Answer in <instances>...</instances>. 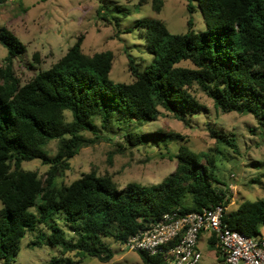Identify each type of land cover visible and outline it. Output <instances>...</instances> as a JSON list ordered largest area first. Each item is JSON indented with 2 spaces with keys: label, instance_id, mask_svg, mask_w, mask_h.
<instances>
[{
  "label": "trees",
  "instance_id": "16d2710c",
  "mask_svg": "<svg viewBox=\"0 0 264 264\" xmlns=\"http://www.w3.org/2000/svg\"><path fill=\"white\" fill-rule=\"evenodd\" d=\"M187 1L188 12L201 10L204 30L175 34L158 18L136 20L134 29L145 31L152 59L141 68L130 56L135 77L131 83L111 78L112 51L87 55L81 39L58 62L24 83L14 73V61L24 54L25 46L8 28L0 27V43L7 48L0 67V259L4 264L16 261L26 233L38 223L49 225L50 233H39L37 238L46 237L61 247L63 256L76 252L108 262L114 256L108 238L121 245L172 209L200 211L229 202L224 201L228 189L216 184L220 181L214 167L201 164V154L184 145L175 155L176 170L158 184L130 182L120 188L110 175L91 171L69 185L56 186L69 160L95 141L82 132L99 137L95 118L105 132L122 130L131 146L151 139L170 140L172 134L137 129L157 119L160 107L181 120L204 111L188 91L195 82L216 108L252 114L264 129V0ZM104 8L114 19L124 13L121 8ZM187 60L195 67L178 65ZM66 111L71 112V121L66 120ZM133 123L139 124L131 127ZM212 134L217 142L236 148L233 138L215 129ZM54 139L59 140V150L51 157L46 146ZM34 159L50 164L43 182L35 171L22 166ZM187 196L190 204L185 202ZM224 221L245 233H258L264 225V199L244 201ZM215 240L210 241L213 247ZM140 255L146 264H162L158 256ZM69 259L54 258L52 264H75Z\"/></svg>",
  "mask_w": 264,
  "mask_h": 264
},
{
  "label": "rangeland",
  "instance_id": "374dc122",
  "mask_svg": "<svg viewBox=\"0 0 264 264\" xmlns=\"http://www.w3.org/2000/svg\"><path fill=\"white\" fill-rule=\"evenodd\" d=\"M187 4V0H0V27L8 28L25 46L24 54L14 61V73L24 83L40 70L58 62L79 39L82 51L87 55L112 51L111 78L131 83L135 77L130 70V56L141 68L152 59L144 38L145 31L134 29L136 20L158 18L175 34L189 29L204 30L206 22L201 10L195 8L190 13ZM105 6L115 11L121 8L124 13H120L119 19H114L111 13L104 12ZM190 17L192 23L188 25ZM6 55L7 48L0 43V67L4 66ZM178 65L195 67L188 60ZM2 83L0 77V85ZM188 91L205 107L204 111L181 120L160 107L157 119L143 122L137 129L145 133L172 134L168 141L151 139L145 144L131 146L125 142L122 130L114 128L112 132H105L100 120L95 118L99 137L91 131L82 132L86 138L95 141L82 146L69 160L70 166L57 177L56 186L69 185L91 171L100 176L110 175L120 188H125L130 182L158 184L176 170L178 159L175 155L184 145L201 154V164L214 167L220 181L216 184L228 189L229 212L244 201L264 199L263 127L252 114L224 112L216 108L213 99L196 82L188 87ZM65 118L67 121L73 119L70 111L65 112ZM138 124L133 123L131 127ZM213 129L233 138L236 148L217 142ZM46 149L54 157L59 150V140L49 141ZM22 166L35 171L43 182L50 164L34 159L24 161ZM185 202L190 204L189 196ZM2 206L0 201V210ZM32 210L36 211V207ZM58 223L64 226L61 219ZM42 232L49 234V225L38 223L34 230L26 233L21 251L12 264H52L54 258L60 257L70 258L75 264H146L140 253L123 249L112 238L106 239L114 251L113 258L108 262L76 252L63 256L61 247L53 246L46 237L42 240L37 238ZM68 235L72 233L68 232ZM207 236V231L202 232L199 241L202 259L198 264H224ZM0 264H4L2 259Z\"/></svg>",
  "mask_w": 264,
  "mask_h": 264
},
{
  "label": "built area",
  "instance_id": "2783aa9c",
  "mask_svg": "<svg viewBox=\"0 0 264 264\" xmlns=\"http://www.w3.org/2000/svg\"><path fill=\"white\" fill-rule=\"evenodd\" d=\"M228 212L225 202L200 211L175 208L139 229L121 247L158 256L162 264H198L200 237L207 231L209 243L212 237L216 239L224 264H264V225L256 234L245 233L224 221Z\"/></svg>",
  "mask_w": 264,
  "mask_h": 264
}]
</instances>
